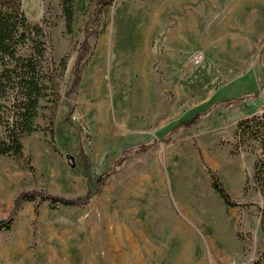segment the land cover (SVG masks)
<instances>
[{"label":"rangeland","instance_id":"1","mask_svg":"<svg viewBox=\"0 0 264 264\" xmlns=\"http://www.w3.org/2000/svg\"><path fill=\"white\" fill-rule=\"evenodd\" d=\"M94 7L92 0H75L68 34L60 0H23L31 22L45 18L56 66L68 59L59 78L58 152L50 134L39 131L24 139L34 171L0 156V219H15L11 230H0V264H253L263 251L261 194L251 189L232 197L250 204L240 214L214 192L202 163L208 164L212 140L232 148L229 125L239 113L228 121L224 114L221 129L206 133L180 124L160 130L159 121L212 98L215 106L241 100L252 81L258 89L264 84V0H115L100 14L106 26L89 39L92 55L70 93ZM142 145L150 146L127 153L107 176L120 153ZM241 153L254 165L255 153ZM27 191L86 202L56 210L42 203L38 216L26 202L14 212L17 196ZM234 214L236 229L242 216L251 232L250 243L231 229Z\"/></svg>","mask_w":264,"mask_h":264},{"label":"trees","instance_id":"2","mask_svg":"<svg viewBox=\"0 0 264 264\" xmlns=\"http://www.w3.org/2000/svg\"><path fill=\"white\" fill-rule=\"evenodd\" d=\"M115 0H92L95 3L93 19H89L84 28L85 40L83 50L74 67V79L70 93L77 89L82 78V71L92 55L89 39L103 33L106 23H101L100 14ZM23 0H0V156L11 157L16 161H24V165L31 171V159L24 156V139L35 132H46L51 136L49 141L53 149L58 152L55 143V117L61 100L60 77L67 69L68 55H65L59 66L50 56V37L46 32L45 18L39 22H31L23 11ZM89 4L86 12H91ZM62 17L65 22V32H73L75 0H60ZM100 27V29H99ZM89 54V55H88ZM229 104L227 103L226 106ZM215 106L208 108L209 112ZM49 111L48 114L45 111ZM47 120L46 126H41L38 120ZM163 138V137H162ZM232 152L255 153L256 159L252 175H247L244 186V195L253 189L258 191L264 200V112L238 121L235 131ZM150 145L138 148L131 147L110 168L107 176L116 171L120 165V158L127 153L146 149ZM134 153V152H133ZM205 171L211 179V187L221 197L224 203L239 208V213L250 205L249 203L235 202L227 191L220 175L202 159ZM122 164V163H121ZM26 202L35 204V215H39L42 203H48L52 209L73 207L84 204L86 201L70 200L58 195L43 191H27L19 194L15 200L14 212L18 211ZM261 216V230L263 232V251L253 264L264 262V205H256ZM15 224L14 216L0 219V230H11ZM238 240L250 243V231L243 227L242 216L237 229Z\"/></svg>","mask_w":264,"mask_h":264},{"label":"crops","instance_id":"3","mask_svg":"<svg viewBox=\"0 0 264 264\" xmlns=\"http://www.w3.org/2000/svg\"><path fill=\"white\" fill-rule=\"evenodd\" d=\"M149 31L150 30H146L144 32L143 39L149 35ZM140 42H142V39L135 42V45H137L138 50V44ZM246 74L247 73L243 74L242 76H246ZM252 82L253 87L249 91V96L244 97L241 100L222 103L220 102L212 110L207 112L209 106L211 105V100H213L212 98L210 100H207V102H204L202 105H197L196 108H193L186 113L181 112L174 117L171 116V119L166 120L167 117H162L159 121V123L162 124V128L160 130H164L165 127L171 124H175L176 126L177 124H180L179 127L182 126L183 128H194L196 126L200 127V129H204V133H206V131H219L221 129V124H225L223 120L228 121L229 114L233 115L237 111L239 115L236 116L233 120H231V124L229 125L230 128L233 129L234 134L239 120L249 118L253 115L261 114L262 112H264V84L258 89V83L255 84L254 81ZM143 101L148 102L150 101V98L147 101H145V99ZM227 103L229 104L228 106H223ZM207 104L210 105L205 111H201L200 109L197 110V108H200L201 106L202 108H204V106H207ZM224 114L226 118H223L222 120L221 117ZM176 128L174 130L177 131L178 129ZM233 134L231 135V138ZM216 144L217 142L212 140L210 146L207 147V149L209 150L207 152L208 164L214 171H216L220 175L224 186L226 187L230 195L233 198H240L243 196L244 193L243 191L246 183L247 174L249 173V170H251V168L254 166L251 162V158L248 156L249 154L247 153L234 154L232 152V148L229 145V147H223L219 144ZM174 170L175 168L172 172H174ZM230 224L231 229L234 231V233H236L237 216L235 214L233 215Z\"/></svg>","mask_w":264,"mask_h":264},{"label":"built area","instance_id":"4","mask_svg":"<svg viewBox=\"0 0 264 264\" xmlns=\"http://www.w3.org/2000/svg\"><path fill=\"white\" fill-rule=\"evenodd\" d=\"M74 117L75 119L79 121L78 116H74ZM81 128H82L83 134L85 135L87 141H89L90 135H91L90 127L87 124H85V125H82Z\"/></svg>","mask_w":264,"mask_h":264},{"label":"bare ground","instance_id":"5","mask_svg":"<svg viewBox=\"0 0 264 264\" xmlns=\"http://www.w3.org/2000/svg\"><path fill=\"white\" fill-rule=\"evenodd\" d=\"M142 42L145 43V38H144V39L142 38ZM142 42H140V43L138 44L139 50H140V49L143 47V45H144ZM146 57H147V56H146Z\"/></svg>","mask_w":264,"mask_h":264}]
</instances>
